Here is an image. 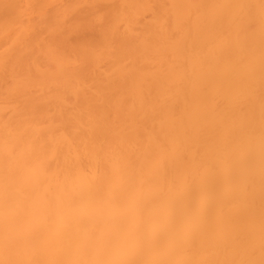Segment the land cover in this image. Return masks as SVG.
<instances>
[{
	"label": "bare ground",
	"instance_id": "bare-ground-1",
	"mask_svg": "<svg viewBox=\"0 0 264 264\" xmlns=\"http://www.w3.org/2000/svg\"><path fill=\"white\" fill-rule=\"evenodd\" d=\"M0 264H264V0H0Z\"/></svg>",
	"mask_w": 264,
	"mask_h": 264
}]
</instances>
